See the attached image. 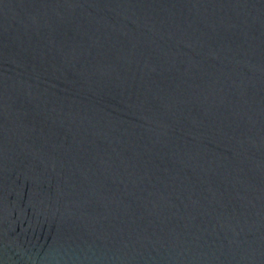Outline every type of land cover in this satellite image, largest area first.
I'll return each instance as SVG.
<instances>
[{
  "label": "water",
  "instance_id": "water-1",
  "mask_svg": "<svg viewBox=\"0 0 264 264\" xmlns=\"http://www.w3.org/2000/svg\"><path fill=\"white\" fill-rule=\"evenodd\" d=\"M0 264H264V0H0Z\"/></svg>",
  "mask_w": 264,
  "mask_h": 264
}]
</instances>
